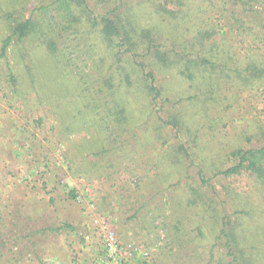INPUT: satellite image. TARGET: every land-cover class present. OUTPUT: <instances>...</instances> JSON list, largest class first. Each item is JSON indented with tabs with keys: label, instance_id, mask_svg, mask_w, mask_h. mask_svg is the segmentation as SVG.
Returning <instances> with one entry per match:
<instances>
[{
	"label": "rangeland",
	"instance_id": "374dc122",
	"mask_svg": "<svg viewBox=\"0 0 264 264\" xmlns=\"http://www.w3.org/2000/svg\"><path fill=\"white\" fill-rule=\"evenodd\" d=\"M88 2L95 19L132 13L165 51L228 74L206 79L201 68L190 80L151 57L119 64L75 2L69 19L56 0H0V48L13 20L41 24L0 58V264H123L96 220L122 249H137L128 264H264V182L220 174L236 165L235 151L264 146V75L242 80L252 62L264 71V36L202 43L194 27L216 20L197 2L204 12L192 19L176 5L165 18L146 0ZM64 19L77 26L61 30Z\"/></svg>",
	"mask_w": 264,
	"mask_h": 264
},
{
	"label": "trees",
	"instance_id": "16d2710c",
	"mask_svg": "<svg viewBox=\"0 0 264 264\" xmlns=\"http://www.w3.org/2000/svg\"><path fill=\"white\" fill-rule=\"evenodd\" d=\"M155 5L159 14H162L165 18H175L177 9H173L176 5L181 6L178 12V17L182 19H192L195 15H202L193 5L201 3L203 5L210 6L209 12L212 17L216 20L215 24H210L206 21L199 24L197 28L195 39L206 43L214 40L215 37L225 36L227 34H238L240 37L246 39H258L264 36V0H146ZM193 1V4H192ZM75 2L80 8L82 16L88 22H94L95 28L100 27L97 30L99 38L102 43L106 46L107 50L115 53L117 56L118 63L120 64L123 58H131L132 61H137L138 58L151 57L157 64L166 68L183 67L181 71L184 75L186 74L190 80H194L199 74L201 68L204 69V74L207 78H212L213 73L217 76L228 74L225 72L228 69L227 66L221 65V63L208 62L207 60L201 59H186L181 55H174L173 51H165L164 46L159 41V33L153 28L144 26L140 27L139 21L136 16L132 15L131 18L123 19L121 15L116 16L114 19L110 17H100L95 19L93 12L90 8L88 0H56L57 4H61L66 11L64 12L63 18H71V6ZM260 7V8H257ZM48 14L49 9L44 10ZM210 15V16H211ZM10 18V16H8ZM7 17V18H8ZM188 17V18H187ZM197 18V17H196ZM195 18V19H196ZM208 20L212 18L208 17ZM96 20H100L98 23ZM179 20V19H178ZM14 23L11 25V34L5 38L0 48V58L7 59L9 51L14 41H24L29 37L38 33L41 24L38 23L33 17L26 20H13ZM177 21V20H175ZM61 22H66L63 25H57L61 30H73V25L76 24V20L71 23L69 20L64 19ZM69 22V26H68ZM191 22V21H190ZM54 28V24H52ZM56 27V26H55ZM55 29V28H54ZM260 29V31H259ZM258 30V31H257ZM218 41L214 46L217 47ZM56 43L50 41L48 43L49 50L56 51ZM212 66L211 69L208 66ZM145 70L144 65H140ZM204 66V67H202ZM253 62L248 66L246 71V77L242 80L248 82L251 80V76L264 75L263 68L261 70L257 67H253ZM250 67V68H249ZM248 72V73H247ZM236 74L237 78H242L243 74L239 69L231 70V74ZM147 90L152 95L153 99H158L159 90L155 85V79L152 73H145ZM226 78H231L229 75H225ZM215 85H220L219 80ZM248 85V84H247ZM125 111L120 108H116L112 113L113 119L118 122H122ZM170 124L176 125L175 121ZM232 156L236 159V165L230 169L221 171L220 174L225 177H232L241 175L243 172H249L264 182V146L258 149L252 150H238L235 151ZM72 198H77L72 193ZM196 201H192L191 204H195ZM206 207V205H205ZM207 208H211L207 206ZM234 264H243V260L236 257ZM247 264V263H244Z\"/></svg>",
	"mask_w": 264,
	"mask_h": 264
},
{
	"label": "built area",
	"instance_id": "2783aa9c",
	"mask_svg": "<svg viewBox=\"0 0 264 264\" xmlns=\"http://www.w3.org/2000/svg\"><path fill=\"white\" fill-rule=\"evenodd\" d=\"M95 225L101 227V230L105 234V250L109 257L115 261H121L123 264L132 262V258L136 256L137 249L132 246L127 247L125 250L122 249L119 245L116 233L110 229L106 222L96 220ZM86 239L90 240V237L87 236ZM125 254H127L128 257ZM144 256L147 257L148 253H145Z\"/></svg>",
	"mask_w": 264,
	"mask_h": 264
}]
</instances>
